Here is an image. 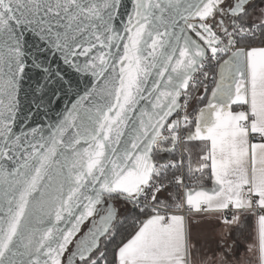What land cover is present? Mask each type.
Wrapping results in <instances>:
<instances>
[{
	"label": "snow or ice",
	"instance_id": "obj_1",
	"mask_svg": "<svg viewBox=\"0 0 264 264\" xmlns=\"http://www.w3.org/2000/svg\"><path fill=\"white\" fill-rule=\"evenodd\" d=\"M0 264H264V0H0Z\"/></svg>",
	"mask_w": 264,
	"mask_h": 264
},
{
	"label": "water",
	"instance_id": "obj_2",
	"mask_svg": "<svg viewBox=\"0 0 264 264\" xmlns=\"http://www.w3.org/2000/svg\"><path fill=\"white\" fill-rule=\"evenodd\" d=\"M28 39L31 40V37ZM31 46V43H29L28 47L31 48ZM44 55L48 56L47 63L50 65L51 69L68 73L69 70L65 68L58 57L49 54ZM42 78L43 73L39 70L30 69L28 71L27 78L23 85V91L20 95L21 112L16 122L17 131L25 125L34 127L55 122L64 110V104L67 103V101L63 96L56 103H52V98L55 93L61 90V86L58 83L49 85L47 91L40 95H35L34 89L42 82ZM42 101L44 102L43 106L38 107Z\"/></svg>",
	"mask_w": 264,
	"mask_h": 264
},
{
	"label": "flooded vegetation",
	"instance_id": "obj_3",
	"mask_svg": "<svg viewBox=\"0 0 264 264\" xmlns=\"http://www.w3.org/2000/svg\"><path fill=\"white\" fill-rule=\"evenodd\" d=\"M86 230H87V227H86V226H82L81 233H80V234H78V235H82V234H83V232H85Z\"/></svg>",
	"mask_w": 264,
	"mask_h": 264
}]
</instances>
